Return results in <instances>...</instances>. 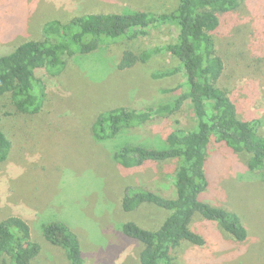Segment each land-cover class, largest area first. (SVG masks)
I'll return each mask as SVG.
<instances>
[{
    "label": "rangeland",
    "instance_id": "obj_1",
    "mask_svg": "<svg viewBox=\"0 0 264 264\" xmlns=\"http://www.w3.org/2000/svg\"><path fill=\"white\" fill-rule=\"evenodd\" d=\"M177 3L0 0V56L39 37L43 24L52 18L66 20L90 7L113 13L139 10L158 14L176 8ZM221 25L219 52L226 65L222 84L238 104L260 116L264 126V0H239V7L225 14ZM136 32L135 39L125 38L117 45L70 58L64 77L58 78L40 112L20 113L8 99L0 106L8 114L0 117V129L13 143L9 159L0 165V218L20 215L27 220L31 238L41 246L36 264H69L63 251L43 237L40 226L44 222L61 221L70 227L80 239L84 264H136L140 243L123 237L118 225L136 220L146 225L142 227L152 228L169 213L149 205L123 211L118 185L141 184L161 191L175 161L124 169L113 160L112 149L124 141L154 147L173 127L193 128L192 106L186 104L171 117L156 119L144 128L126 130L114 141L97 140L90 133L98 111L124 105L144 108L171 98L173 93L160 90L182 81L180 77H155L177 64L165 51L129 70L116 68L123 49L138 54L173 42L178 35L171 24ZM210 154L208 187L200 199L236 212L248 230L247 237L234 241L216 222L208 223L195 214L191 226L200 229L208 242L185 245L177 264H264V175L248 168L245 153L213 143Z\"/></svg>",
    "mask_w": 264,
    "mask_h": 264
},
{
    "label": "trees",
    "instance_id": "obj_2",
    "mask_svg": "<svg viewBox=\"0 0 264 264\" xmlns=\"http://www.w3.org/2000/svg\"><path fill=\"white\" fill-rule=\"evenodd\" d=\"M238 7L239 0H178L176 8L158 14L139 10L113 13L90 7L66 20H48L39 37L21 42L0 56V106L8 99L20 113L36 114L44 108L49 92L58 85V78L64 77L68 62L75 55L117 45L125 38L135 39L138 30L144 33L164 24L178 29L175 41L138 54L123 49L116 63L118 70L125 71L155 54L168 52L177 64L157 72L155 77L182 79L173 87L160 90L173 93L172 97L138 109L125 105L106 107L96 113L90 125L95 139L114 141L126 130L144 128L156 119L171 117L186 104L192 106L196 121L193 128L173 127L154 147L124 141L112 149L113 160L124 169L138 170L170 160L176 164L163 186L168 196L163 190L141 184L118 185L123 211L149 205L169 212L152 228L142 227L146 225L136 220L118 225L123 237L140 243L136 264H177L185 245H206L208 239L202 231L191 226L195 214L208 223L216 222L234 241L242 242L247 237L248 230L236 212L200 199L208 187L210 170L206 168L213 143L245 153L248 168L264 175L263 120L238 104L222 84L226 65L219 52L218 33L223 16ZM0 113V117L8 115ZM12 145L7 132L0 129V165L9 159ZM40 231L51 245L63 251L69 264L85 263L80 239L68 225L61 221L44 222ZM40 251L25 218H0V264H36Z\"/></svg>",
    "mask_w": 264,
    "mask_h": 264
}]
</instances>
